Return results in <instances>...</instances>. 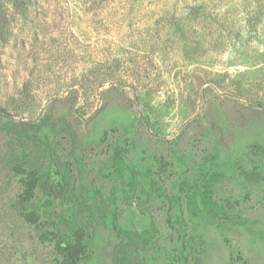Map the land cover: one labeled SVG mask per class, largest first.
<instances>
[{
    "label": "rangeland",
    "instance_id": "374dc122",
    "mask_svg": "<svg viewBox=\"0 0 264 264\" xmlns=\"http://www.w3.org/2000/svg\"><path fill=\"white\" fill-rule=\"evenodd\" d=\"M18 1L0 0V264H61L19 215L54 160L94 209L81 264H264V0Z\"/></svg>",
    "mask_w": 264,
    "mask_h": 264
},
{
    "label": "trees",
    "instance_id": "16d2710c",
    "mask_svg": "<svg viewBox=\"0 0 264 264\" xmlns=\"http://www.w3.org/2000/svg\"><path fill=\"white\" fill-rule=\"evenodd\" d=\"M14 2L19 3L18 0H14ZM2 112L0 109V113ZM25 125L33 134V137L29 139L32 142L31 146L37 149L41 144H46L51 153L53 151L51 144L48 141L44 142L35 134L38 128L36 121H27ZM10 132H12L11 129ZM50 160L53 162L52 159ZM53 164L56 170L55 174L59 178H54L49 171L40 175L31 172L27 176V178H31H29L32 183L31 185L29 182L30 191L33 194L34 192L40 193L41 199H44V209L40 212L34 209L19 215L25 222L36 228H43L41 235L53 244L54 251L61 258V264H81L92 245V234L89 230L92 224L89 223V218L93 215L94 209L90 204H87L85 196L75 190L73 183L67 181V177L62 174L59 161L54 160ZM85 218L86 220H84ZM129 234L133 236L131 241L135 243V247L144 240L145 232L120 229V237L123 238ZM128 256L131 258L129 254ZM131 261V264H136L135 259Z\"/></svg>",
    "mask_w": 264,
    "mask_h": 264
}]
</instances>
